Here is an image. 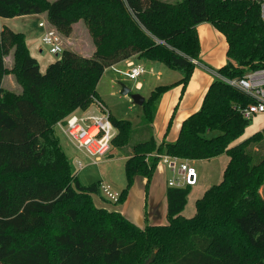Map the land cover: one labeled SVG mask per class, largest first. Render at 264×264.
I'll list each match as a JSON object with an SVG mask.
<instances>
[{"label":"trees","instance_id":"trees-1","mask_svg":"<svg viewBox=\"0 0 264 264\" xmlns=\"http://www.w3.org/2000/svg\"><path fill=\"white\" fill-rule=\"evenodd\" d=\"M45 14L64 37L86 23L91 57L65 48L43 73L23 32L3 26L0 34V264H264V133L238 144L249 120L241 112L251 101L215 80L199 111L186 118L174 142L148 135L163 96L173 86L185 92L200 60L197 26L212 23L227 39L228 78L264 68V23L258 5L247 0H0V17ZM13 63L7 67L6 58ZM138 58L162 63L182 77L152 90L143 104L149 136L131 146L126 184L115 204L123 205L137 177L149 187L160 159L230 158L219 184L196 201V213H182L192 186L168 187V223L141 228L109 202L101 182L82 185L71 167L55 124L97 99L105 71ZM14 74L22 91L4 87ZM113 147L125 148L133 126L111 116ZM172 119L169 122V132ZM210 132H218L209 137Z\"/></svg>","mask_w":264,"mask_h":264},{"label":"rangeland","instance_id":"rangeland-1","mask_svg":"<svg viewBox=\"0 0 264 264\" xmlns=\"http://www.w3.org/2000/svg\"><path fill=\"white\" fill-rule=\"evenodd\" d=\"M50 1L53 2L55 0ZM165 1L175 2L177 0ZM41 19V16L35 14L13 18L0 17V34L3 26H7L14 31L23 32L26 36L32 55L37 58L41 67V72L44 73L50 63L61 57V53H50L48 47L42 43L41 45L39 40L35 42L36 45H33V30H36V34L39 33V30H43L39 27V21ZM200 25L202 26L198 29V36H206V38L209 39L207 46L205 48L201 47L200 62H204L215 70H219L228 61L227 39L212 23H202ZM202 36L199 37H201L203 44L205 45L207 39H204ZM35 38L38 39V36ZM62 38L64 49L71 47L86 55H90L95 49L87 25L83 21L76 23L70 36H62ZM134 61L140 62L144 66L146 65V72L140 78L131 80L117 72L113 67H109L97 86V91L100 96V99H97V101L103 103L111 113V116L115 119L128 120L133 126L130 142L125 148L121 150V148L112 147L110 154L108 155L109 157L106 156L103 160H100L98 164H94L92 160L78 151L73 144L63 136V134L58 132L63 149L70 159L72 170L77 174L82 185L101 182L103 185H109L114 193L120 194L126 184L125 156L127 155L128 149H130L132 145L144 141L151 134H154V131L152 130H150V132H148L149 130L144 131L145 126L142 123L143 107L135 104L130 95L122 94L123 86L129 88L133 94H138L143 98L148 99L152 90L157 86L172 85L182 77V74L179 71L170 69L162 63H156L150 68L149 62L145 59L136 58ZM12 63L13 58L10 55L6 58L7 67H11ZM115 68L126 71L129 67L127 64H121L119 67ZM204 68L205 67H202L201 65H196L194 73L184 93H182L180 86H173L163 96L158 109V123L161 118L165 121L166 126L165 130L160 132V134L157 136L154 134L159 143L166 140L168 135L173 134L175 129L180 131L183 118L188 113L185 108V103L201 100L200 107L198 108L199 110L201 109L209 84L216 80V77ZM139 83H142L140 88L138 87ZM4 87L16 93L22 91L21 85L18 83L14 74L5 77ZM100 111V108H98L95 102L90 104L89 108L86 110V112H94L97 114H100ZM171 119L172 123L167 134L168 125ZM156 128H158V124ZM147 132L149 136H147ZM258 132L264 133V113L258 114L249 120L244 135L236 142V144L245 141ZM217 134L218 132H210L208 136L213 137ZM229 160L230 158L228 155L223 154L210 160H202V163L197 162L194 164L198 172H203H200L198 185L195 184L196 186H192V191L188 197V203L182 213L186 218L195 215L196 201L202 198L206 190L222 181ZM174 176L175 174L172 170L168 169L167 175L165 176L166 180L170 177L173 178ZM138 178L142 179L143 177ZM141 189L142 187L140 185V190ZM130 192H133V195L131 198L129 197L127 207L136 201V195L134 192H138V190L132 188ZM260 193L264 198V185L260 188ZM94 202L97 206H105L109 210L121 209V204H115V202L111 201L105 202L97 196H94Z\"/></svg>","mask_w":264,"mask_h":264},{"label":"built area","instance_id":"built-area-1","mask_svg":"<svg viewBox=\"0 0 264 264\" xmlns=\"http://www.w3.org/2000/svg\"><path fill=\"white\" fill-rule=\"evenodd\" d=\"M247 1L258 5L260 17L264 23V0ZM39 27L44 30L41 38L42 44L48 47L50 53H62L64 51L63 38L57 29L46 19H42ZM193 63L205 67L204 69L212 73L217 80H221L237 89L250 99L251 102L244 108L239 107L246 120H251L254 116L264 113V68L250 71L239 78H228L221 75L218 70L204 65L198 60H193ZM112 67L131 80L140 78L146 72V68L142 64L130 63L126 71L117 69L115 66ZM95 104L100 108V114L86 111L78 113L76 111L65 119L58 121L55 128L85 157L92 160L94 164H98L110 153L117 130L111 121V113L103 103L96 100ZM155 156L175 174L168 182L169 187L182 188L187 185L194 186L197 183L198 172L188 161H182L177 157L166 154ZM102 191L104 196L111 202L118 201L119 194L114 193L109 185L102 184Z\"/></svg>","mask_w":264,"mask_h":264},{"label":"crops","instance_id":"crops-1","mask_svg":"<svg viewBox=\"0 0 264 264\" xmlns=\"http://www.w3.org/2000/svg\"><path fill=\"white\" fill-rule=\"evenodd\" d=\"M39 16H41L42 19L46 18L45 14H40ZM42 19L39 21V23L42 21ZM75 26H76V24L73 26V30H74ZM201 26L202 25L197 26V31H198L199 27H201ZM37 32H38V30H37ZM42 34H43V30H39L38 34H36V30H33V45H36L35 42L37 40H39L40 44L42 43V41H41ZM37 36H38V39L35 38ZM199 36H202V35H199ZM203 38L207 39L206 36H204ZM199 39H200V43L202 45L201 47L205 48L207 46L209 39H207V41H205V45L203 44V40L201 39V37H199ZM28 46H29V44H28ZM67 48H69V49H71V50H73V51H75V52H77L80 55L85 56V57H91L95 52V49L93 48L94 50L92 51V53L90 55H86V54L80 53L79 51H77V49H74L71 47H67ZM135 59L136 58H133V59L121 62L120 64H117L114 66L119 67V65H121V64H127L128 65L130 63L142 64L140 62L134 61ZM202 63L204 65H206L204 62H202ZM149 64H150L149 65L150 68H152L156 63L149 62ZM206 66H208V65H206ZM213 82L214 81H212L209 84V86L206 90V93H207L210 85ZM141 86H142V83H139L138 87L140 88ZM181 89H182V87H181ZM206 93H205V95H206ZM99 99H100V96H99ZM200 103H201V100H196V101H192V102L190 101L189 103H185L186 104L185 108L187 109L188 113L184 116L183 121L186 118H188L191 114L199 111L198 108L200 107ZM159 106H160V104H159ZM159 106H158V109H159ZM158 109H157V113H156L155 120L153 123V129H154L153 131H154V134L156 136L158 134H160V132L164 131L165 126H166L165 121L162 120L161 118L159 119L160 121L158 123V118H159ZM77 112L80 113L79 111H77ZM157 124H158V128H156ZM181 126H182V124H181ZM179 133H180V131L175 129L173 134L168 135V137L166 138V141L167 142L176 141ZM108 155H107V157H109ZM188 162L191 166L195 167L194 164H196L197 162L202 163V160H189ZM168 169H169V167L167 165L160 162L157 166V169L155 171L153 179H152L148 188H146L147 179L144 177L142 179H139L137 177L135 185L133 187V189L138 190V192H134V194L136 195V201H134L133 204H131L129 207H127L128 206V199H129V197L131 198L133 195V192H130L125 203L120 206L121 209H117V210L120 211L124 216L126 215V217L128 219H130L131 221H133L135 224L139 225L140 227H145L146 225H160V224L165 225V224H167L168 223V219H167V211H168L167 190L169 187L168 182L171 179V177L168 178L167 180L165 178V176L167 175ZM200 172H198V181H197L196 185H198L199 180H200ZM139 177H141V176H139ZM140 185L142 187L141 190H140ZM102 207H105V206H102Z\"/></svg>","mask_w":264,"mask_h":264},{"label":"water","instance_id":"water-1","mask_svg":"<svg viewBox=\"0 0 264 264\" xmlns=\"http://www.w3.org/2000/svg\"><path fill=\"white\" fill-rule=\"evenodd\" d=\"M122 94L123 95H130L132 100L134 101L135 104L139 105V106H143V104L145 103L146 99L143 98L142 96L138 95V94H133L131 92V90L125 86H123L122 89ZM137 225V224H136ZM139 226V225H138ZM140 227V226H139ZM141 228H145V227H141ZM152 262V260H148L146 262V264H150Z\"/></svg>","mask_w":264,"mask_h":264}]
</instances>
